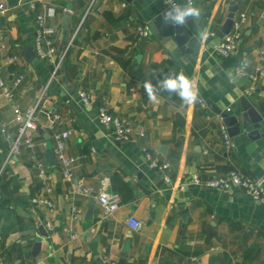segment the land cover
Masks as SVG:
<instances>
[{
  "label": "crops",
  "instance_id": "obj_1",
  "mask_svg": "<svg viewBox=\"0 0 264 264\" xmlns=\"http://www.w3.org/2000/svg\"><path fill=\"white\" fill-rule=\"evenodd\" d=\"M0 3L8 9L0 17V78L12 87L24 76L14 89L16 105L25 110L46 101L60 116L58 130L71 131L66 156L78 160L73 179H64L52 136L41 128L43 133L33 134L32 149L12 152L18 127L11 105L0 95V260L106 264L107 256L116 264L122 259L124 264H264V205L240 188L221 191L193 183L195 177L209 180L233 171L264 182V139L252 141L241 132L231 137L235 147L229 150L221 138V114L239 118L242 97L264 117V0H195L201 15L193 20L194 36L201 30L209 36L191 53H182L169 39L139 34L141 26L170 7L165 0ZM29 3L37 4L36 12L45 17L54 11L48 22L63 57L54 75L53 65L29 61L35 38ZM236 5L235 15L245 13L247 24L237 51L224 59L213 47ZM244 61L251 71L261 68L253 91L250 81L235 76ZM180 72L198 89V102L187 106L166 91L158 93L157 103L149 101L146 80L155 85L164 74ZM81 91L95 96L92 106L83 105ZM100 106L128 122L130 141L117 140L99 123ZM145 151L171 165L165 174L172 183L151 168ZM37 162L45 166L48 181L39 179ZM103 179L108 192L122 201L108 217L97 196ZM47 188L53 211L33 203L47 196ZM87 189L90 193L82 194ZM129 218L140 221L141 230L131 231Z\"/></svg>",
  "mask_w": 264,
  "mask_h": 264
},
{
  "label": "built area",
  "instance_id": "obj_2",
  "mask_svg": "<svg viewBox=\"0 0 264 264\" xmlns=\"http://www.w3.org/2000/svg\"><path fill=\"white\" fill-rule=\"evenodd\" d=\"M22 0H19L21 2ZM166 4L171 6L168 0H165ZM174 2H176L174 0ZM186 2V0H185ZM177 3V2H176ZM192 4L195 5V0H192ZM45 7L47 4L44 5ZM28 10L33 14L35 19V38L33 50L38 60L45 61L54 66L53 75L57 72L63 57H60L56 48V30L53 25L48 22L49 17H54V11L50 10L49 17H45L42 14L36 12L37 4H27ZM8 12L7 6L4 3H0V17H5ZM64 12L71 13L69 10ZM247 24V15L245 13H239L233 18V25L230 32L219 40L214 45L213 50L215 53L220 55L224 59L232 57L238 49L239 42L242 38L243 30ZM139 34L143 38L151 37V31L149 26L143 25L139 29ZM60 58V62L56 61V58ZM14 60V59H13ZM13 60H10L11 62ZM243 65V66H242ZM251 64L244 61L242 64L235 68V76L240 79L250 81L252 87L251 90L255 89V84L258 82V77L261 74V68L257 67L256 71H251L249 68ZM2 66H0V74ZM24 76L20 75L14 80L12 87L7 85L0 78V95L11 105L14 119L17 123V134L13 144L12 152L19 153L23 146L28 148L34 147L33 134L37 133L38 129L41 128L51 134L52 139L55 143L54 155L56 160L62 166V175L66 180H72L74 177L73 169L78 161L77 158L66 156V140L71 135V131H59L58 124L60 116L50 111L49 105L46 101L41 102V99L34 105L28 106L25 110H21L15 103V88L23 82ZM250 92V91H249ZM80 99L85 107H90L95 101V96L86 92L79 93ZM201 107L206 109L205 104L202 100L199 101ZM98 121L103 126L110 128L115 134L117 140L128 142L132 139V128L128 122L122 118L112 115L106 107L100 106L98 108ZM5 132V128H4ZM140 137H144V133H140ZM221 138L224 146L232 150L235 147L231 136L229 135L228 128L223 125L221 127ZM94 151V150H93ZM146 160L150 163L151 168L159 169L164 176V181L167 184L172 183V180L168 174L171 165L169 163L160 164L156 157L148 151H145ZM35 167L38 170V177L41 181H48L50 175L47 173L46 168L41 163H36ZM193 183L201 185L209 189L228 191L232 188H240L244 191L246 196L253 201L259 202L264 205V182L262 180H255L248 177H242L237 172H230L226 176H221L209 180H202L198 177L193 179ZM183 188V187H182ZM47 196L43 199L33 200L34 204H42L53 211V202L50 198L52 190L47 188ZM78 193H81L79 191ZM90 190H83L82 194H89ZM98 201L103 208L104 215L106 217L116 213L121 207V198L117 194L108 192V181L103 179L101 186L98 190ZM80 212L78 211L77 214ZM128 228L131 231L137 232L141 230L142 223L134 218H129L126 221ZM52 224H47L48 229H52ZM104 261L106 264H116L105 256ZM0 264H7L0 260Z\"/></svg>",
  "mask_w": 264,
  "mask_h": 264
},
{
  "label": "water",
  "instance_id": "obj_3",
  "mask_svg": "<svg viewBox=\"0 0 264 264\" xmlns=\"http://www.w3.org/2000/svg\"><path fill=\"white\" fill-rule=\"evenodd\" d=\"M6 1L10 7L17 5L19 2V0ZM238 8L239 7L237 5L230 7L227 20L222 27L221 38H223L230 32L233 25V18L238 12ZM166 10H168V8ZM164 12H162L151 22H149L148 25L151 31V35L171 40L173 44H175L181 50L182 53H191V50L199 51L200 45L195 42L194 31L196 29V24L193 22V20L189 19L188 23L183 26L165 24L162 21ZM3 20L4 18H0V21ZM27 54L28 58L30 57L29 61H32V59H34V61H38V59L35 57L33 48H29ZM241 104L242 114L239 118L219 113L221 114L224 125L228 128L229 135L231 137H236L242 132L247 136V138L252 141L264 139V117L256 111V108L252 106V104L246 97H242ZM38 131L40 133L44 132L41 129H38ZM42 236H47V233H44V235ZM40 248L41 246L38 242L35 245L34 250L38 252ZM123 256V258H125V255ZM124 263V259L119 262V264Z\"/></svg>",
  "mask_w": 264,
  "mask_h": 264
},
{
  "label": "clouds",
  "instance_id": "obj_4",
  "mask_svg": "<svg viewBox=\"0 0 264 264\" xmlns=\"http://www.w3.org/2000/svg\"><path fill=\"white\" fill-rule=\"evenodd\" d=\"M171 6L163 13L162 21L165 24L183 26L189 19L195 22L199 19L200 9L192 4V0H186L185 3H176L174 0H168ZM209 33L201 30L195 37L197 44H203L208 39ZM243 66V65H242ZM144 91L152 103L158 102V93L166 91L175 94L187 106H191L199 100V92L192 80L183 72L164 74L154 85L151 80L144 82Z\"/></svg>",
  "mask_w": 264,
  "mask_h": 264
}]
</instances>
